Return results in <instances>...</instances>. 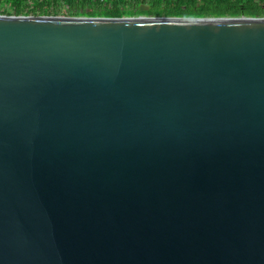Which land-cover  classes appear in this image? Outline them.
I'll return each instance as SVG.
<instances>
[{
	"label": "water",
	"instance_id": "obj_1",
	"mask_svg": "<svg viewBox=\"0 0 264 264\" xmlns=\"http://www.w3.org/2000/svg\"><path fill=\"white\" fill-rule=\"evenodd\" d=\"M0 264H264V17L0 15Z\"/></svg>",
	"mask_w": 264,
	"mask_h": 264
},
{
	"label": "trees",
	"instance_id": "obj_2",
	"mask_svg": "<svg viewBox=\"0 0 264 264\" xmlns=\"http://www.w3.org/2000/svg\"><path fill=\"white\" fill-rule=\"evenodd\" d=\"M3 13L111 17H264V0H0Z\"/></svg>",
	"mask_w": 264,
	"mask_h": 264
},
{
	"label": "rangeland",
	"instance_id": "obj_3",
	"mask_svg": "<svg viewBox=\"0 0 264 264\" xmlns=\"http://www.w3.org/2000/svg\"><path fill=\"white\" fill-rule=\"evenodd\" d=\"M62 12H64V13H60V14H65L66 11H62ZM66 13H68V12H66ZM10 14H13V13H10ZM0 15H8V14L7 13H3V10L0 9ZM122 17H134V16H122Z\"/></svg>",
	"mask_w": 264,
	"mask_h": 264
}]
</instances>
